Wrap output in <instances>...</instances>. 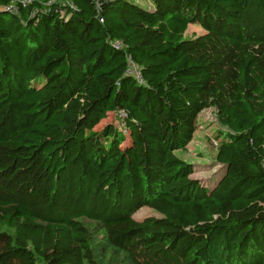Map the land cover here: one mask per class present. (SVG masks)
<instances>
[{
  "label": "trees",
  "instance_id": "trees-1",
  "mask_svg": "<svg viewBox=\"0 0 264 264\" xmlns=\"http://www.w3.org/2000/svg\"><path fill=\"white\" fill-rule=\"evenodd\" d=\"M135 1L0 0V264H99L86 222L130 264H264V0ZM207 109L211 187L178 156Z\"/></svg>",
  "mask_w": 264,
  "mask_h": 264
},
{
  "label": "rangeland",
  "instance_id": "rangeland-1",
  "mask_svg": "<svg viewBox=\"0 0 264 264\" xmlns=\"http://www.w3.org/2000/svg\"><path fill=\"white\" fill-rule=\"evenodd\" d=\"M137 3L150 11L151 0H137ZM47 8L48 6H43V10H47ZM202 34V28L193 25L188 28L186 37L192 38ZM119 119V117L109 114L108 118L97 129L100 130L104 125L111 123L122 127ZM225 131L218 121L216 110L207 109L198 117V128L192 142L185 151L178 152L181 159L194 166L195 173L192 178L200 181L205 187L213 186L223 173L222 166L216 162V154L217 144L220 142L219 134ZM148 217H159V215L147 207L142 208L134 215V219L137 221H142ZM86 224L91 233L92 248L99 264H130L123 253L110 247L101 229L93 223L86 222Z\"/></svg>",
  "mask_w": 264,
  "mask_h": 264
},
{
  "label": "built area",
  "instance_id": "built-area-1",
  "mask_svg": "<svg viewBox=\"0 0 264 264\" xmlns=\"http://www.w3.org/2000/svg\"><path fill=\"white\" fill-rule=\"evenodd\" d=\"M115 46L120 47L119 44H115ZM130 73L133 74L137 78L139 83H143V79L140 76V73L138 72L137 68L132 63H131V67H130ZM122 127H123V125H122Z\"/></svg>",
  "mask_w": 264,
  "mask_h": 264
},
{
  "label": "crops",
  "instance_id": "crops-1",
  "mask_svg": "<svg viewBox=\"0 0 264 264\" xmlns=\"http://www.w3.org/2000/svg\"><path fill=\"white\" fill-rule=\"evenodd\" d=\"M150 7H151L150 10H153V6H152V4L150 5Z\"/></svg>",
  "mask_w": 264,
  "mask_h": 264
}]
</instances>
